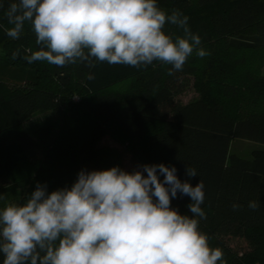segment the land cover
<instances>
[{
	"label": "trees",
	"instance_id": "1",
	"mask_svg": "<svg viewBox=\"0 0 264 264\" xmlns=\"http://www.w3.org/2000/svg\"><path fill=\"white\" fill-rule=\"evenodd\" d=\"M12 2L0 0V180L14 189H0V202L23 203L37 183L49 192L71 187L81 170L174 166L182 182L203 181L206 219L199 227L211 247L223 250L226 264H264V0H157L168 14L189 17V29L210 55L193 52L173 75L159 61L141 65L125 88L98 80L100 62L29 64L25 49L39 50L30 25L18 40L6 35ZM164 31L183 35L171 24ZM189 86L196 95L183 102ZM38 115L46 116L26 128ZM105 137L125 143L135 165L125 168L120 153L101 144ZM236 138L262 147L241 157L230 152ZM187 167L197 176L188 177ZM252 200L260 205L255 211ZM190 203L178 193L171 206L191 215ZM234 203L241 207L234 211Z\"/></svg>",
	"mask_w": 264,
	"mask_h": 264
},
{
	"label": "clouds",
	"instance_id": "2",
	"mask_svg": "<svg viewBox=\"0 0 264 264\" xmlns=\"http://www.w3.org/2000/svg\"><path fill=\"white\" fill-rule=\"evenodd\" d=\"M6 16L9 38L18 40L26 23L36 37L39 50L25 49L29 64L139 67L159 61L173 75L193 52L210 55L189 29V17L178 10L168 14L157 0H13ZM166 24L183 35L173 38ZM18 56L19 50L12 53V59ZM176 173L164 164L131 173L114 166L81 170L71 187L51 192L37 183L23 203L0 208L3 264H226L223 250L211 247L199 227L206 219L203 181L193 187ZM186 175L197 171L187 167ZM178 193L190 197L191 215L171 206ZM259 206L248 202L253 211Z\"/></svg>",
	"mask_w": 264,
	"mask_h": 264
},
{
	"label": "rangeland",
	"instance_id": "3",
	"mask_svg": "<svg viewBox=\"0 0 264 264\" xmlns=\"http://www.w3.org/2000/svg\"><path fill=\"white\" fill-rule=\"evenodd\" d=\"M142 71V68L139 67H132L127 65H110L107 62L99 63L97 68L95 69L96 77L99 81H103L104 79L108 81L107 84L115 82L113 84L114 87H128L127 85H130V77H132L134 74L139 73ZM261 74L264 75V66L261 68ZM195 93L193 90H191V87H187L186 91L184 92L179 99L183 102H186L190 100L191 98L195 97ZM46 115H38L35 118L31 120L30 123L25 124V127H31L37 122L41 121ZM101 144L104 146H109L117 150L118 153H120V157L122 158V164L125 168H130L131 166L135 165V162H137L130 153H128L125 149L126 144L124 143H118L110 139L109 137H105L102 139ZM139 146V145H137ZM262 147L261 144L255 143L249 140L244 139H233L230 144V152L235 153L241 157L249 158L252 156V153L257 150L258 148ZM12 191L14 189V186L7 180H0V189L3 191H6L9 189ZM8 192V191H7ZM16 203L17 201L15 198H9L8 200H5V202H0V208H2L6 203ZM234 243H239V241L235 240Z\"/></svg>",
	"mask_w": 264,
	"mask_h": 264
}]
</instances>
